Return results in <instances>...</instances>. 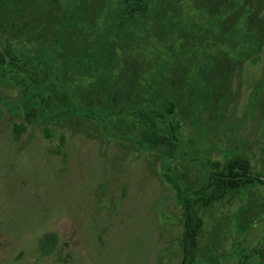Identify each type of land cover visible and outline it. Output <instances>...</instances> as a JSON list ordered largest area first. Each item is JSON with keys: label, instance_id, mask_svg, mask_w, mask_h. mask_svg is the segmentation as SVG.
<instances>
[{"label": "flooded vegetation", "instance_id": "flooded-vegetation-1", "mask_svg": "<svg viewBox=\"0 0 264 264\" xmlns=\"http://www.w3.org/2000/svg\"><path fill=\"white\" fill-rule=\"evenodd\" d=\"M14 2L0 0V21L18 7ZM103 2L100 21L92 10L95 0L90 13L91 0H72L70 7L63 0H23L16 11L20 18L1 22L6 26L0 30V94L16 89L4 104L25 119L13 125L15 134L25 123L78 124L71 120L75 115L92 119L104 132L98 120L118 119L111 131L138 134L133 144L152 153L161 178L178 191L179 264H203L201 258L223 247V230L234 236L221 259L264 264V81L251 77L255 84L247 98L258 89L247 123L246 101L238 109L242 80H247L243 62L264 49V0ZM128 39L131 45L138 40V64L126 67L123 56L132 50ZM259 94L261 109L255 111ZM171 147L172 157L165 160ZM218 204L224 210L203 247L204 213ZM188 209L193 236L185 239Z\"/></svg>", "mask_w": 264, "mask_h": 264}, {"label": "rangeland", "instance_id": "rangeland-1", "mask_svg": "<svg viewBox=\"0 0 264 264\" xmlns=\"http://www.w3.org/2000/svg\"><path fill=\"white\" fill-rule=\"evenodd\" d=\"M17 1L14 2L17 8L5 12L6 19L0 21V30L6 26H1V22L6 24L7 19L20 18L16 11L21 9L23 0ZM63 1L64 5H72V0ZM103 1L95 0L98 5L93 7L94 0H91L88 9V13L93 12V7L96 15H101L98 21L103 19L102 7L106 4ZM38 12L34 9L32 14L38 15ZM131 41L132 45L128 39L127 47L132 50L126 52L122 61L126 67L138 64V40ZM257 55L255 60L247 58L243 62V79L247 80H242L238 109H242L246 101L244 124L251 118L249 102L258 89L251 91V98H247L255 84L251 77L259 83L264 81V76L261 77L264 49ZM11 77L16 79V74L12 73ZM2 91L0 264H179L182 211L176 200L178 191L161 178L158 163L152 162V153L141 152L133 144H138V134L121 135L111 131L110 124L118 119L110 117L98 120L105 128L102 132L99 126L92 124V119L78 115L71 118L78 124L53 120L25 123L26 127L15 134L13 125L25 119L11 113L4 100L11 101L16 89ZM23 91L35 96L32 90ZM260 100L261 94L255 111L261 109ZM81 119L90 123H80ZM134 121L138 124V118ZM172 151V147L166 149L163 158H171ZM164 172L167 171L160 170L161 174ZM162 177L172 180L170 176ZM261 190L264 194V187ZM235 203L233 201L229 207L234 208ZM221 209L218 204L204 213L201 246L212 237L216 216L224 210ZM48 232L54 233L56 240L50 250L43 251L41 238ZM222 236L223 247L201 258L203 264H232L220 257L229 252L230 237L234 235L223 230ZM234 248L239 245L235 244ZM240 261L233 264H249Z\"/></svg>", "mask_w": 264, "mask_h": 264}, {"label": "trees", "instance_id": "trees-1", "mask_svg": "<svg viewBox=\"0 0 264 264\" xmlns=\"http://www.w3.org/2000/svg\"><path fill=\"white\" fill-rule=\"evenodd\" d=\"M142 4H144V3H138V7H142ZM142 8H144V7H142ZM187 208H190V207L187 206ZM191 215L192 214H191V212H189V209H188V211L184 212V216H186L185 219H184V223H185L184 238L185 239L188 238V237L193 236V234H192L193 230L190 229L191 228V225H190V223H191ZM193 215H195L194 211H193ZM184 256H186V253H185Z\"/></svg>", "mask_w": 264, "mask_h": 264}, {"label": "water", "instance_id": "water-1", "mask_svg": "<svg viewBox=\"0 0 264 264\" xmlns=\"http://www.w3.org/2000/svg\"><path fill=\"white\" fill-rule=\"evenodd\" d=\"M55 240H56V238H55L54 233H51V232L44 233L42 238H41L42 250L43 251L50 250L54 246Z\"/></svg>", "mask_w": 264, "mask_h": 264}]
</instances>
